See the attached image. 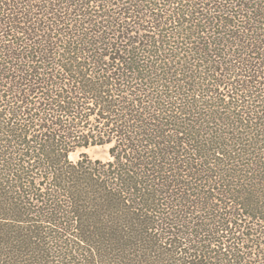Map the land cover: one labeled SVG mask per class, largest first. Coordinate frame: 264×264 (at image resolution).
Wrapping results in <instances>:
<instances>
[{
	"label": "trees",
	"instance_id": "16d2710c",
	"mask_svg": "<svg viewBox=\"0 0 264 264\" xmlns=\"http://www.w3.org/2000/svg\"><path fill=\"white\" fill-rule=\"evenodd\" d=\"M0 264H264V0H0Z\"/></svg>",
	"mask_w": 264,
	"mask_h": 264
},
{
	"label": "rangeland",
	"instance_id": "374dc122",
	"mask_svg": "<svg viewBox=\"0 0 264 264\" xmlns=\"http://www.w3.org/2000/svg\"><path fill=\"white\" fill-rule=\"evenodd\" d=\"M109 148L105 147H90L88 149L78 150L74 154H72L71 159L77 161L82 153H87L93 159H101V160H108L109 159Z\"/></svg>",
	"mask_w": 264,
	"mask_h": 264
}]
</instances>
